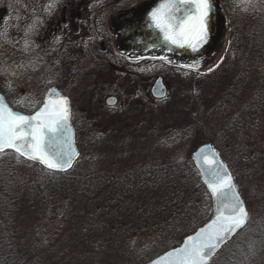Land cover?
Here are the masks:
<instances>
[{"label": "trees", "instance_id": "1", "mask_svg": "<svg viewBox=\"0 0 264 264\" xmlns=\"http://www.w3.org/2000/svg\"><path fill=\"white\" fill-rule=\"evenodd\" d=\"M236 37L237 34H231V40ZM250 37L249 65L243 68L240 80L232 79L228 84L210 81L209 93L223 102L218 104V100L191 97L192 94L176 102H168L170 95L158 101L166 105L162 106L157 122L153 121V127L145 129L140 138L137 137L142 132L134 142L133 133H121L122 129L114 132L120 134L115 150L108 151L111 155L108 169L102 166L80 169L76 162L68 172L52 171L15 151L0 153V264H133L129 258L134 234L140 231L165 237L181 231L189 234L192 230L183 226L193 218L199 226L203 225L210 211V200L207 211L200 210L201 216L199 212L194 214L187 204L196 185L200 184L206 192L196 165L192 159L174 158L171 152L174 142L189 134L197 138L196 146L211 142L218 151L222 150L221 157L230 164L235 182L247 181L244 172L249 164L264 172V150H258L250 142L244 145L240 142L247 138L248 132L258 142L264 135V35L256 33ZM230 93L236 97H229ZM242 102L246 115L243 126L232 115L233 121L229 117L225 125L222 118ZM219 105L222 107L218 113L208 116ZM116 119L125 121L123 115ZM246 124L253 126V130L245 131ZM214 126L223 128L221 137L231 145L235 156L226 153L220 135L209 132ZM148 136L152 137L150 145L141 141ZM137 151L148 156L152 165L143 163L131 171L129 157ZM116 171L120 174L113 178ZM257 177L264 182V173ZM254 184L253 203L246 191L243 197L250 209L247 226L221 249L211 264H264V188L261 183ZM53 206H64L63 211L72 221L64 233L58 232L43 241L38 228Z\"/></svg>", "mask_w": 264, "mask_h": 264}, {"label": "rangeland", "instance_id": "2", "mask_svg": "<svg viewBox=\"0 0 264 264\" xmlns=\"http://www.w3.org/2000/svg\"><path fill=\"white\" fill-rule=\"evenodd\" d=\"M60 1L0 0V92L3 93V96L14 109L24 113H31L40 107L45 98V93L50 87L57 86L60 90L67 91L71 97V121L75 128L76 144L80 151V157L77 161V166H80V169H96L101 168V166L102 169H108L107 163L111 157L108 151H114L116 148L117 135L120 133L116 134L114 132L118 129H122L121 133L127 131L131 134L133 133L132 141L134 142L137 135L142 132L137 137L140 138L145 129L148 130L153 127V121L157 122L156 119L162 106L166 105L165 103L153 101L149 96L147 97L149 88L157 75L163 73L165 80L168 82L170 88L168 93L170 99L168 102L180 101L185 96L188 97L192 94L191 97L210 98L211 101L218 100L219 104V101L223 102L222 98L220 99L219 96L209 93V86L212 85L210 81L218 82L220 80L219 82L227 84L232 79L233 82L239 81L243 68L249 65L247 56L252 48L250 36L256 33L264 35V0H252L251 3H248L247 0H223L224 11L222 13L223 20L219 40L212 51H210V54H208L209 57L194 68L190 69L180 65L174 66L164 60L155 62L149 60L144 61L140 67L135 68L144 80L139 86L136 85L138 83H133L126 78L121 79L120 77L118 80H114L113 76L111 79L106 78L108 74L105 69L104 71L101 68L94 69V73L84 80H77L78 78H76L77 81L69 82L73 71L67 60V62L65 61V66H61V58L63 55L68 58L69 54L77 50L78 47L64 48L59 42H46L45 39L49 37L51 31L50 25L45 28L41 27L42 17H45V14L57 13ZM97 1L99 14L133 4L138 0ZM36 2L38 4H35ZM233 33L234 36L237 34V37L231 40V34ZM101 36L99 33L98 38ZM51 38H54V36H50ZM83 71L90 72L88 69ZM238 71L239 75L237 74ZM101 72H105V74L101 76ZM222 72H226L227 76L221 75ZM127 74L129 73L127 72ZM220 75L222 78L218 79ZM64 76L65 80H63ZM138 87L140 88L137 95L135 92ZM114 92L120 95L119 109H126L129 114L137 112L135 116L133 114V119L128 121L121 120V122H117V119L114 121L105 120L109 118L111 112L106 109L105 98ZM229 97H236V95L235 93H230ZM139 99L144 105L142 104L141 108L137 109V105H140ZM242 104L243 102L239 107L232 109L227 116L221 117L225 125L230 115L237 122H240V125L245 122L243 120L246 115H244V105ZM219 106L220 108H214V111L212 109L213 112L211 111L208 116L214 117L222 107L221 105ZM115 113L118 112L115 111ZM123 116L126 118V115ZM232 116L230 117L231 121H233ZM226 127L224 126V128ZM244 128L245 131L253 130V126H249V124L244 125ZM220 130V126L219 128L214 126L213 131L209 129V132H215L214 135L217 136L220 135L222 147L226 150V153L230 154L231 157L235 156L231 145L225 142V137H221L223 134L220 133ZM221 131H223V128ZM107 135L109 136L107 137ZM249 135L250 132H248L247 138H242L240 142L243 145L250 142L258 150L260 148L264 150V135L259 138L261 140L259 142L254 139V136ZM104 136L107 137V140H103ZM144 139L141 141H147L148 145L151 144V136ZM196 144L197 138L189 134L183 139L179 138L176 140L171 152L176 159H192V151L196 148ZM133 146L135 147V145ZM220 151L222 152L219 149ZM254 151L255 149L251 151L252 155ZM150 162L151 159L148 156L142 155L137 151L134 155H130L128 169L135 171L143 163L152 165ZM23 170L24 168L21 172ZM244 173L247 181L241 182V184L236 182V184L241 195L244 197V192L246 191L249 201L253 203L254 183H261V188H264V182H261V177L255 178V175H260L264 172L261 173L260 170H254L253 165L249 164L248 169ZM114 174L112 177L117 178L120 173L116 171ZM201 183L204 185L202 181ZM192 189L193 197L187 204L191 206L190 210L194 214L199 212L201 216L200 210L207 211V201L210 200V211L205 219V223H207L212 216L213 210L211 196L207 189V193L203 191L200 184ZM63 207L53 206L45 214L38 228V236L41 240H46L48 236L53 237L58 232L64 233L69 228L72 218L66 215ZM247 207L250 211L248 204ZM186 222V225L183 226L184 229L189 228L192 232L200 227L196 218ZM185 235L187 234L184 231L168 237L159 235L156 232L140 231L131 238L132 255L129 260L133 264L144 263L160 252L180 244L181 239Z\"/></svg>", "mask_w": 264, "mask_h": 264}, {"label": "snow or ice", "instance_id": "3", "mask_svg": "<svg viewBox=\"0 0 264 264\" xmlns=\"http://www.w3.org/2000/svg\"><path fill=\"white\" fill-rule=\"evenodd\" d=\"M181 7L183 15L176 16L175 12L181 11ZM210 9V0H179V4L176 0H167L151 16L166 41L180 47L187 44L195 51L198 44L206 40ZM69 114V101L63 96L50 98L34 115L14 112L0 97V153L10 148L48 169L66 171L78 155L69 141H65L69 145L67 149L58 144L64 133L70 132ZM204 158L207 160V156ZM208 163L212 166L203 169L205 183L216 199L217 216L212 224L189 237L183 248L169 252L167 256L173 258L169 264H208L221 245L249 219L227 166L218 159Z\"/></svg>", "mask_w": 264, "mask_h": 264}, {"label": "flooded vegetation", "instance_id": "4", "mask_svg": "<svg viewBox=\"0 0 264 264\" xmlns=\"http://www.w3.org/2000/svg\"><path fill=\"white\" fill-rule=\"evenodd\" d=\"M152 1L155 0H138L133 4L98 14L97 0H61L59 11L57 13L45 14L46 16L42 17L43 21H41V27L45 28L47 25H50L51 30L49 37H47L45 41L59 42L64 48L78 47L77 50L69 54L70 56L68 58H66L65 55L61 58L62 67L63 65L65 66V63L68 61L69 66L72 68L73 72L71 77L69 75V82L81 79L84 80L94 73V69L101 68L106 70L108 74L106 78L111 79L112 76L114 80H118L120 77L121 79L126 78L133 83H138L136 85L139 86L144 80L135 68L140 67L144 61L146 62L149 60H153L154 62L164 60L174 66L180 65L192 69L196 65L195 61H198L201 58L197 60H181L176 54L165 52L157 46H146L145 41L140 40L138 34L134 35L130 32L132 25L134 24V18L132 16L145 11L146 8H144V6ZM222 2L223 0H220L219 3L223 8L224 3ZM35 4H38V2ZM127 15L130 16L127 17ZM220 22L221 21L218 18V23H216L218 30L222 25V22ZM119 25H121V27ZM99 33L102 36L98 38ZM52 35L54 38L50 39V36ZM207 43L208 42H205L207 46L210 45ZM85 69L90 70V72L83 71ZM127 72L129 74H127ZM104 74L105 72H101L100 75L103 76ZM159 76L163 78V82L166 84V88H168L169 92L170 88L168 82L164 78L165 75L160 73L156 77ZM76 78L78 79L76 80ZM63 80H65V76L63 77ZM139 88L140 87H138L135 92L137 95ZM61 91L64 95L68 96L71 102V97L67 91ZM109 96L117 98L116 104L112 106L107 105L105 101L107 111H111L109 115L111 121L116 120V117L120 115H126L125 121H128L130 117L133 119V114L134 116L137 114L136 111L133 114H129L126 109H119V93L114 92L107 97ZM148 96L155 102L159 101L151 96V89L149 90L147 97ZM139 102L140 105H137V109H140L143 104L141 99H139ZM119 110L121 111L119 112ZM115 111L118 113H115Z\"/></svg>", "mask_w": 264, "mask_h": 264}, {"label": "water", "instance_id": "5", "mask_svg": "<svg viewBox=\"0 0 264 264\" xmlns=\"http://www.w3.org/2000/svg\"><path fill=\"white\" fill-rule=\"evenodd\" d=\"M167 0H155L152 2H149L148 4H146L144 6V8H146L145 11L138 13L136 15H133L132 17L133 19V25L131 28V33L134 35H139L140 40H144L145 41V45L146 46H157L159 47L161 50L165 51V52H169V53H173L176 54L179 58H181V60H186V59H193V60H197L199 58L200 61H204L205 59H207L209 57L208 54H210V51H212V49L215 47L218 38L220 37V29L221 26L219 28V30L217 29V24L218 23V18L220 19V21L222 22V10H221V5L219 3V0H210V4H211V9L208 13V18L206 21L207 24V37L205 42H208L210 45H206L205 42L198 44L197 46V50L193 51L191 47H189L187 44H185V46L180 47L177 44H173L171 42H168L164 39V33L155 26L153 20H152V12L155 11L156 9L160 8L162 4L166 3ZM177 4H179V0H176ZM174 11V10H173ZM183 7H181V11L179 12H175L176 16H182L183 15ZM130 15H127V17ZM121 19V18H119ZM120 21V20H117ZM220 22V23H221ZM121 27V25H119ZM218 31V32H217ZM217 33V34H216ZM207 43V44H208ZM166 84L163 82V78H161V76L157 77V79L155 80V82L152 85L151 89V95L156 98V99H164L167 98L168 95V88H166ZM58 96H63V97H67L66 95H64L62 93V91L57 87V86H52L49 88L48 93H46V96L41 104V106L34 111V113H24L21 111H18L16 109H14L9 102L7 101V99L5 98V96H3V93L0 92V97H3L4 102L7 104L8 107H10L14 112H19L21 114L24 115H34L37 111H39L46 102L49 101V99L51 98V100H55ZM117 98L114 96H109L107 97L106 104L109 106H112L114 104H116ZM68 101L70 102L69 98ZM69 109L71 110V105L69 103ZM68 125L70 127V132H65L64 135L59 139L58 144L63 145V147L65 149L68 148V143H66L65 141H69L71 143V147L74 149V151L76 153H78V155H76L73 159L72 162V166L70 168H68L66 171L68 172V170H70L73 165L75 164V162L77 161V159L80 156V151L77 147L76 144V139H75V129L74 126L71 123L70 120V114H69V119H68ZM7 150H12L13 149H5V151ZM215 154H218L215 155ZM205 156H207V160H205ZM23 157V156H20ZM24 159H26L25 157H23ZM192 159L196 165V169L199 172L200 175V179L203 182L205 189H207V191L209 192L211 199H212V203H213V213L211 218L209 219V221L207 223H205L204 225L200 226L199 228H197L196 230H194V232L184 236L182 238V241H180L181 243L177 246H174L172 248H169L163 252H160L158 255H156L155 257H153L152 259L141 263V264H169V261H171L173 258L168 257L167 254L169 252H173L176 249H181L185 246L186 243H188V238L195 236L198 232H200L201 229L206 228L208 225L212 224L213 220H215L216 216H217V202L216 199L212 196L210 190L208 189L207 184L205 183V175L206 173L203 171V169L206 168H210L212 165H210L208 163V161H211L213 159H218L220 161H223V163L227 166V170L228 172L231 173L232 176V182L235 185V190L236 192H238L239 197L241 200H243L244 205L246 210L249 213V210L247 208L246 202L243 199L241 193L239 192V189L237 187V184L235 183V179L233 177L232 171L229 168L228 164L222 159L220 153L217 151V149L214 147V145L211 142H205L200 144L199 146H197L193 151H192ZM28 160V159H26ZM28 161H32V160H28ZM35 163H39L36 161H32ZM41 164L43 167L47 168L44 164ZM48 169V168H47ZM51 170V169H49ZM52 171H60V170H52ZM66 171H60V172H66ZM250 215V213H249ZM249 220V219H248ZM248 224V221L246 222L245 226L242 227L241 229H238L235 234L231 235L226 242H224L221 247L216 251V253L214 254V256L209 260L208 264H210L214 259V257L216 256V254L218 252L221 251V249L227 244L229 243L234 237H236V235L246 227V225Z\"/></svg>", "mask_w": 264, "mask_h": 264}]
</instances>
